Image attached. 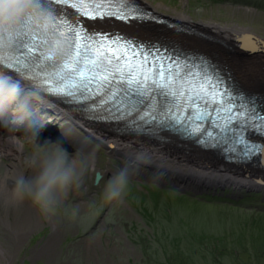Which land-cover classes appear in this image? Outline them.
I'll use <instances>...</instances> for the list:
<instances>
[{
  "label": "rangeland",
  "instance_id": "374dc122",
  "mask_svg": "<svg viewBox=\"0 0 264 264\" xmlns=\"http://www.w3.org/2000/svg\"><path fill=\"white\" fill-rule=\"evenodd\" d=\"M254 1L144 0L152 9L151 14L163 20L182 23L177 16L183 14L195 25L200 22L243 28L264 39V8L255 6ZM185 26L189 29L181 32L203 37L193 26ZM63 121L58 120L60 128L78 130L77 136L63 130L62 135L58 134L54 132L57 128L40 130L42 141H53L54 137L71 139L73 144L64 147L70 154L85 142L98 146L94 171L66 202L70 207L79 206V213L75 219L61 212L54 220H48L28 202L18 208H5L0 203V264H60L64 254L67 258L75 256L73 260L83 255L87 264L154 262V252L144 249L150 236L145 217L153 219L154 230L157 225L162 227L163 219L175 222L176 228L171 229L180 238V245L176 244L178 241L170 245L172 251L164 257L165 264H200L199 260L209 264H264V186L254 182L251 186L198 183L194 179L183 180L181 176L185 174L158 172L149 164H141L123 195L105 202V184L126 162L87 136L71 119ZM5 130L7 134L14 132L9 136H24L22 130ZM2 132L1 144L6 137ZM23 155L24 151H0V170L12 168ZM96 172L101 178L94 184ZM137 240L140 248L134 243Z\"/></svg>",
  "mask_w": 264,
  "mask_h": 264
},
{
  "label": "snow or ice",
  "instance_id": "6c2138e0",
  "mask_svg": "<svg viewBox=\"0 0 264 264\" xmlns=\"http://www.w3.org/2000/svg\"><path fill=\"white\" fill-rule=\"evenodd\" d=\"M38 2L50 14L52 31L67 41L64 62L42 59V42L21 34L13 44L18 57L8 67L28 70L41 86L51 84L48 92L71 97L91 119L121 121L128 129L153 136L168 129L196 139L203 147L222 149L229 160L247 161L264 154V145L245 135L264 136V115L257 111V98L239 93L230 82L225 87L223 75L211 60L178 50L172 56L160 55L159 49L154 53L131 40L119 44L122 37L112 46H93L91 41L111 37L82 29L77 33L76 27L57 20L51 0ZM96 6L101 7L99 3ZM86 14L90 19L116 16L122 21L140 17L131 8L127 15L99 10ZM79 36L88 42L77 43ZM241 47L256 50L254 43H242ZM36 65L53 71L35 73Z\"/></svg>",
  "mask_w": 264,
  "mask_h": 264
},
{
  "label": "clouds",
  "instance_id": "9594fccd",
  "mask_svg": "<svg viewBox=\"0 0 264 264\" xmlns=\"http://www.w3.org/2000/svg\"><path fill=\"white\" fill-rule=\"evenodd\" d=\"M21 34L42 42V59L51 63L64 62L68 52L67 41L62 34L52 31L50 14L38 0H0V58L13 57V44ZM29 88L36 92L31 86ZM34 92L23 89L10 77L0 75V124L10 131L24 132L22 137L12 135L9 138V142L17 151H24V155L17 158L19 163L11 169L0 170V203L5 208H18L28 202L45 219L54 220L61 212L75 219L79 206L70 207L66 202L94 171L98 146H89L85 142L70 154L60 141L40 142L39 131L48 132L55 127L44 126V121L38 122L40 97ZM61 118L65 120V116ZM2 129L0 127L4 137L14 133L5 135L6 130ZM54 132L63 134L59 128ZM61 139L73 144L71 139ZM150 162L146 150L130 153L125 166L117 169L105 184L103 200H118L139 165ZM26 172H31V175H26Z\"/></svg>",
  "mask_w": 264,
  "mask_h": 264
},
{
  "label": "bare ground",
  "instance_id": "6f19581e",
  "mask_svg": "<svg viewBox=\"0 0 264 264\" xmlns=\"http://www.w3.org/2000/svg\"><path fill=\"white\" fill-rule=\"evenodd\" d=\"M130 1L136 3L134 0ZM137 2L145 8L151 9L144 0H137ZM70 15L71 13H67L65 17ZM177 17L179 21L182 20V23H178L193 26L198 36L203 37H195L191 33L177 30L173 31L167 28V25L151 24L149 22H128L122 25H111L110 28L118 29L120 32H130L134 36L146 39L152 38L160 41L169 39L182 48L203 50L227 69V83L230 82L239 92L248 91V97L257 96V110L264 112V42H262L264 39L254 37V34L243 28L200 22L195 25L183 14ZM163 21L172 23L165 19ZM86 23L91 24L92 22L86 21ZM248 37L254 39L249 41L246 39ZM147 42L144 39V43ZM242 43H254L256 50L250 52L241 47ZM10 78L13 80V77ZM15 82H18L23 89L34 92L29 88L28 83L21 80ZM39 97L38 109L40 110L38 112L42 114L40 118H37L38 122L44 121V126L50 125L51 127L60 128L57 124L59 117L65 116V119L68 118L74 121L87 136L102 144L111 154L118 155L124 162L128 161L130 153L143 149L147 151V156L151 161L150 163H143L144 165L149 164L151 167L153 166L152 169L158 172L165 173L169 171L168 173L172 175H176L175 173L185 174V176H181L183 180L194 179L198 183L204 184L217 183L237 186H251L253 182L256 184L264 182V154L262 155L261 169L247 168V166H242L239 163L218 160L209 152L210 150L201 149L187 140H175L171 135H165L163 140L156 139L143 134L128 133L118 128L112 129L107 123L83 120L79 114H73L69 111L67 113L70 115H67L60 100L40 94ZM55 114L58 117H52ZM60 130L74 136L78 134V130L72 128L62 127ZM10 137L6 136L3 144L0 142V151L3 150L7 154L20 153L21 151H17L9 142ZM263 137L260 136L257 140H261L264 144ZM202 164L203 167L200 166Z\"/></svg>",
  "mask_w": 264,
  "mask_h": 264
},
{
  "label": "trees",
  "instance_id": "16d2710c",
  "mask_svg": "<svg viewBox=\"0 0 264 264\" xmlns=\"http://www.w3.org/2000/svg\"><path fill=\"white\" fill-rule=\"evenodd\" d=\"M234 1L236 2V1H240V0H234ZM253 3L255 4V6H258V7L261 6V8H264V0H255ZM152 221H153V219L151 217H147V218L145 217L144 218L145 225L147 227H149V225H150V231H149L150 236H148L149 239L145 241L146 247L144 246L145 247L144 249H146V250L150 249L148 251L150 253H151V251H153L154 252L153 255H154L156 260L154 262H147L146 261V262H143L142 264H159V263L165 264L164 257H166L172 251L170 245L175 244V242H177V241L178 242L176 244L180 245V238L174 236L173 230L171 229V228H176V226L174 225V223H175L174 221L165 222V220L163 219L162 227L159 226V228H158V225H157V230H154V228H152V226H151ZM159 223H160V221H159ZM92 229H93V227H92ZM178 232H181V231H178ZM144 239L145 238L141 239L142 243H144ZM134 243H137L139 245V248H140V242L138 240L134 241ZM65 250H66V248H65ZM66 251H71V249H67ZM71 253H73V251H71ZM79 256L81 259L78 257L76 260H73L75 258V256L72 255V256H69V258H67V254H64V257L60 256V260H61L60 264H83V263L87 264L84 260L83 255L82 256L79 255ZM196 257H197V259H200L198 255ZM191 258H192V256H191ZM199 261L201 262L200 264H209V261L207 262L206 260H203V262L201 260H199ZM189 264H192V261Z\"/></svg>",
  "mask_w": 264,
  "mask_h": 264
},
{
  "label": "water",
  "instance_id": "95a60500",
  "mask_svg": "<svg viewBox=\"0 0 264 264\" xmlns=\"http://www.w3.org/2000/svg\"><path fill=\"white\" fill-rule=\"evenodd\" d=\"M254 37H256V38H259V37H257V36H255L254 35ZM262 41V40H261ZM262 42H264V41H262ZM7 134V132H5V135ZM44 137V135H39V139H40V142H43L42 141V138ZM262 140H264V137H263V139ZM53 141H60L61 143H62V145H63V147H67V146H69L66 142H64L61 138H59V137H54L53 138ZM262 145H264L263 144V142L261 143ZM259 160V164H261V160H262V156L258 159ZM257 160V161H258ZM101 178V174L99 173V172H96L95 173V175H94V184H96V183H98V181H99V179ZM257 184H259V185H263L264 186V184H262V183H257Z\"/></svg>",
  "mask_w": 264,
  "mask_h": 264
}]
</instances>
